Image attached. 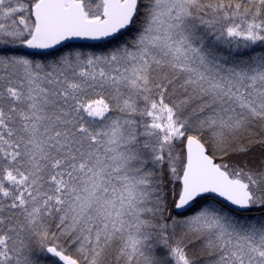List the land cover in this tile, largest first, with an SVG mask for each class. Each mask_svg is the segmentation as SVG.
<instances>
[{"label":"snow or ice","instance_id":"6c2138e0","mask_svg":"<svg viewBox=\"0 0 264 264\" xmlns=\"http://www.w3.org/2000/svg\"><path fill=\"white\" fill-rule=\"evenodd\" d=\"M0 264H264V0H0Z\"/></svg>","mask_w":264,"mask_h":264}]
</instances>
